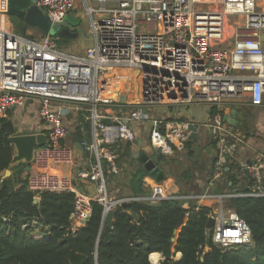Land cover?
<instances>
[{
  "label": "built area",
  "instance_id": "2783aa9c",
  "mask_svg": "<svg viewBox=\"0 0 264 264\" xmlns=\"http://www.w3.org/2000/svg\"><path fill=\"white\" fill-rule=\"evenodd\" d=\"M83 1L93 44L81 55L61 52L56 38H27L0 28V124L11 109L37 102L48 142L36 149L29 164L27 189L36 195L72 193V231L87 222L93 202L102 206L104 216L123 202L177 197L174 184L166 179L134 198H122L111 187L121 172L119 146L137 144L140 130L150 154L167 159L185 152L190 125L196 124L153 116L156 108L180 112L197 105L211 111L210 120L200 125L209 130L215 154L211 173L217 179L243 143L241 134L224 120L225 108L228 116L230 108L242 104L264 105V0H91L96 8ZM33 4L51 23H58L75 9L76 0ZM6 7V0H0V12ZM227 18L237 19L233 42L216 45L226 33ZM125 69L135 71L137 79L133 103L115 72ZM113 81L118 97H126L122 105L103 96ZM71 110L77 114V126L88 125L78 159L63 143L69 134L64 118ZM233 172L237 182L245 184L242 190L184 197L196 206L204 200L216 203L208 214L213 219L210 239L222 251L251 246L248 226L224 201L264 197V154L237 163Z\"/></svg>",
  "mask_w": 264,
  "mask_h": 264
},
{
  "label": "trees",
  "instance_id": "16d2710c",
  "mask_svg": "<svg viewBox=\"0 0 264 264\" xmlns=\"http://www.w3.org/2000/svg\"><path fill=\"white\" fill-rule=\"evenodd\" d=\"M87 130V124L77 127L75 138L82 140ZM8 136L0 129V264H150L151 253L161 254L160 264H264V197L225 199L250 230L249 248L222 251L206 237L210 209L184 197L201 195L205 190L209 194H228L242 190L245 184L237 182L230 167L208 187L214 159L204 166L194 160L193 141L186 144L190 166L169 174L179 189L176 198L156 203L133 200L128 208L116 206L108 221L103 220L102 206L93 202L87 222L72 231V193L30 192L22 163L13 166L11 175L3 178L13 155ZM124 148L120 158L132 166L129 144ZM162 163L165 171L168 161ZM194 173L202 184H195ZM35 198L38 202L34 204ZM182 213L186 214L185 224L174 236ZM36 230L38 237L32 236ZM178 252L181 258L176 262L173 256Z\"/></svg>",
  "mask_w": 264,
  "mask_h": 264
},
{
  "label": "crops",
  "instance_id": "0c3cea01",
  "mask_svg": "<svg viewBox=\"0 0 264 264\" xmlns=\"http://www.w3.org/2000/svg\"><path fill=\"white\" fill-rule=\"evenodd\" d=\"M73 11H76V7H75V9ZM73 11L70 14L72 16L76 17V18H80L76 13L74 14ZM4 29L11 30L12 28H11V26H9V25H7L5 23ZM79 37H80V35L78 36V38ZM84 39L85 38H83L80 43H82V46H83L82 50L85 51V49H87V48L92 46V43L89 42V41H86ZM121 71L122 70H120V72ZM120 72H118V73H120ZM118 76H119V74H118ZM118 79L123 84V86L126 87V90L128 89V91H130L128 94H126L127 95V99L131 98V100H134L133 98L136 97V95H137L136 91L137 90L135 91L134 97L131 96V95H133V92H134L132 90L133 83L136 84V88H137L136 80H135V82H133L132 80H128L129 86L127 88L126 83L123 80L121 75H120V77ZM244 107L256 108V107H251L249 105H244V104L235 107V109L238 111V115L236 117V122H237V118L239 116L240 108H244ZM261 107L264 108V105L261 106ZM226 108L224 110L225 115L227 114V109ZM231 110L232 109L230 108V111ZM159 111H161V113H158V114L166 115L168 118H180L182 120H186L188 122H192V123L196 124V126L198 128L197 140H198L199 131L202 130L204 132V135H205L206 139H207V137L209 139L207 141H204V140L202 141L204 143L203 147L198 146L200 148V153H199V155H198V157L196 159L201 163V161H200L201 158L200 157L203 155L204 156V160H203L204 163H207V164L210 165L212 158L208 157L202 151V149L204 147H206L208 144L211 143V138L209 136V130L204 129L200 124H203L204 122L210 120L211 111H208L207 109L204 110V108L202 106H197V105H193V106H190L188 108L182 109V110H180V112L171 111L170 108H166V107L165 108H160ZM230 111H229V113H230ZM255 113H256V116H260V117L264 118V111H258V112H255ZM151 114L153 116H157L158 115L156 113L154 114L153 111L151 112ZM21 115L25 117L24 119L27 118L26 119V124L25 125L23 124V126L21 125L22 122H23L21 120ZM76 119H78L77 118V114L73 110L70 111V113L67 115V118H64V123L69 129V134L65 138L63 143H64V145L70 147L73 150L74 157L76 159H78L79 157L82 156L83 151H82L81 147L79 146V142L81 140L79 141L74 136V132H75L76 128L79 127V126H77L75 124L76 121H77ZM6 120H11L12 121V123H13V125L15 127V132L17 134H27V133L33 132L35 129H38V130L44 132L45 129H46L45 123H42L40 121V119L38 118V116H37V102L35 100L28 101L22 107H17V108L11 109L8 112V116H7ZM230 126L232 127V129L234 131L237 132V130H238V129H236L237 123H236V126H232V125H230ZM253 135H250L249 137H244L241 134V136L243 137V143L240 146H238V148H237V150L235 152L234 159H233L234 162H232V163L228 162V164H227L228 170L231 167L232 172H233L237 163L246 162V161H252L255 158H257L260 154H264V141L261 140L260 136H256V135L253 136ZM146 142L147 141L145 139V135L140 130L138 132V135H137V144H135V143H130L129 144L130 157H131V159L134 162H135L136 158L139 156L140 152H146V153L150 154V150L148 149V146H147ZM126 144L127 143H122L119 146V148H120V149H118V151H119V165H120V168H121V172H120L119 175H117L116 177H114L112 179L113 181L111 183V187L117 189L119 196L122 197V198H124V197L125 198L140 197L141 195H146L149 192V185H146V184L138 185V184H136L134 182V179H133V177H134L133 168L131 167V165H129V163H126V161L124 159L120 158L121 154L124 153V151H125L124 147H125ZM195 146H197V144H195ZM186 152L187 151L185 150V152H183V153H186ZM180 154H182V153H180ZM196 159H194V160H196ZM165 160H167V159H164V161ZM211 164L213 165V163H211ZM230 164H232V166H230ZM133 165H137V164L133 163ZM212 165H211V168H212ZM160 167H161V164H160ZM224 172L226 173V171H224ZM11 173H12V171L10 170V175H11ZM163 173L165 174L164 169H163ZM209 174L211 175V180L209 182L208 187L212 186L213 181H215V179L212 178L211 171H209ZM233 175L235 176L234 172H233ZM223 176L224 175L222 174L217 179L220 180ZM164 179H166L167 182H169V183L172 182L173 184H175V182L172 181V178L170 179V178H167V177L164 176ZM154 182H155V180H154ZM175 188H176V186H175ZM205 192H207V191L205 190ZM199 204L201 206H207L209 209H211V208H214L216 203L204 200V201H200ZM224 206H226L227 208H230L229 206L226 205L225 201H224ZM180 258H181V254L179 252L175 253L174 256H173V260L176 261V262L179 261ZM148 259H149V262L150 261L152 262V263L150 262V264H153V263L154 264H160L161 261L163 260L161 254H159V253H151L149 255Z\"/></svg>",
  "mask_w": 264,
  "mask_h": 264
},
{
  "label": "water",
  "instance_id": "95a60500",
  "mask_svg": "<svg viewBox=\"0 0 264 264\" xmlns=\"http://www.w3.org/2000/svg\"><path fill=\"white\" fill-rule=\"evenodd\" d=\"M6 10L0 12V20L9 22L13 31H26L28 28L38 30L42 36H49L56 38L60 43H68L71 40H75L79 35L83 33L82 22L80 18H76L71 14L66 15L61 22L51 23L47 17L45 11L36 7L33 4V0H6ZM39 37V38H41ZM117 92V90H116ZM113 101H118L119 104H124L126 97L124 95L117 94L114 97H109ZM238 111L232 109L229 115L224 116V120L232 126H236V117ZM108 123V120H105ZM0 129L5 130L9 136L8 141L13 147V155L8 169L5 170L3 178H7L10 175V170L13 166L22 163L25 173L29 172V164L33 159L34 153L37 148L43 147L47 144L48 139L44 132L35 129L33 132L27 134H16L15 127L11 120H6L0 124ZM191 141H197V128L194 125H190ZM196 159L200 153L198 146L194 147ZM202 151L210 158L215 159L213 144H208L202 149ZM165 156L161 153L147 154L146 152H140L135 162L141 165L142 168L154 178L156 182H160L164 179V173L159 163L163 161ZM228 171V168H225ZM81 190V188L79 189ZM38 199L35 198L33 203H37ZM130 202L121 203L122 208L130 207ZM113 211L109 210L106 215L103 216L104 221H108L111 218ZM186 221V214L182 213L177 221L176 227L173 230V235L176 236L180 229L183 227ZM213 225V219L209 218L206 224V237L210 238V231ZM171 241H175V237L171 238Z\"/></svg>",
  "mask_w": 264,
  "mask_h": 264
},
{
  "label": "rangeland",
  "instance_id": "374dc122",
  "mask_svg": "<svg viewBox=\"0 0 264 264\" xmlns=\"http://www.w3.org/2000/svg\"><path fill=\"white\" fill-rule=\"evenodd\" d=\"M88 5L91 8H96V5L91 0H88ZM73 12H74V14L76 13L81 19L83 33L80 35V37L78 39L71 40L66 44L57 42V46L61 52H64L66 54L81 55L84 53V50H82V48H83L82 43H80L83 38H85L84 40L89 41L93 44V35L91 33L89 20L85 14V4H84L83 0H76V11H73ZM236 22H237L236 18H227L226 19V33H225L222 41L216 45L227 46L233 42V30H234V27L236 25ZM5 23L7 25L11 26L9 22H5L4 20H0V28H4ZM11 28H12V26H11ZM15 32L20 33L21 35H24L27 38H39L42 36V34L38 30L33 29V28H28L26 31H22V32H18V31H15ZM117 72H120V71H117ZM118 74H119L118 78L120 77V75L122 76L123 80L126 83L127 88L129 86L128 80H132L133 82H135V80H137L135 77V71H133V70L125 69V70H122L120 73H117V75ZM115 78H117V77L115 76ZM118 82H120L119 79H118ZM132 90L134 91L133 95H131V94L130 95L134 97L135 91L137 90L135 83H133V85H132ZM129 92L130 91H128V89H127L126 94H128ZM136 94H137V91H136ZM103 96L106 97L107 92ZM136 98H137V95L133 99L135 100ZM134 100H131V98H128V101L130 103H133L131 101H134ZM149 111L151 112V110H149ZM258 111H264V108L263 107L240 108L239 116L237 118L236 129H238L237 132L242 134L244 137H249L250 135L254 134L256 136H260L261 140L264 141V118L260 117V116H256L255 112H258ZM153 113L158 114L159 113L158 108H156L155 111H153ZM24 118L25 117L21 115V120L23 121L21 124L22 126H23V124L24 125L26 124L27 118L26 119H24ZM208 139H209L208 137L206 139L204 132L202 130H200L199 134H198V140L196 142H194V144H197V146L203 147L204 143L202 141L203 140L207 141ZM185 154L186 153L176 154L170 158H167L166 161H168V163L165 166V172H166V174H164L165 177L170 178V179L172 178V181L175 182V179L173 177L169 176L170 172L171 171L179 172V171H181V169L184 165L190 166V159L187 158ZM200 158H201V160H200L201 164H203V166H204L205 165L204 161H203L204 156L202 155ZM160 164L162 165V163H160ZM131 167L133 168V171H134L133 179H134V182L136 184H138V185L146 184V185H149V187H150V185L154 183L153 178L147 172H145V170L142 168V166H139L137 164V165H133ZM205 171H206V168L203 171H201L202 176L205 174ZM194 178H195L194 182L196 185L198 183H200V184L203 183L202 180L201 181L198 180L199 177L195 173H194ZM174 185L176 186V188H175L176 191L179 192L177 184L175 183ZM118 196H119V194H118ZM37 231L38 230L33 231L32 236L38 237L39 234Z\"/></svg>",
  "mask_w": 264,
  "mask_h": 264
},
{
  "label": "bare ground",
  "instance_id": "6f19581e",
  "mask_svg": "<svg viewBox=\"0 0 264 264\" xmlns=\"http://www.w3.org/2000/svg\"><path fill=\"white\" fill-rule=\"evenodd\" d=\"M115 72H117V70H115ZM118 88H119L118 84L115 81H113L112 85H111V89L107 92V96L106 97H114L116 94L118 96V92H116V90Z\"/></svg>",
  "mask_w": 264,
  "mask_h": 264
}]
</instances>
